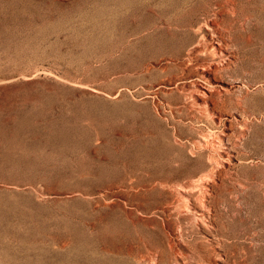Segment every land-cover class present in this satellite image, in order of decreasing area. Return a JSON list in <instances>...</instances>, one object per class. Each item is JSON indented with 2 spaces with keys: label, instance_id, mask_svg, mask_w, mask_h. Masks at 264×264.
<instances>
[{
  "label": "rangeland",
  "instance_id": "1",
  "mask_svg": "<svg viewBox=\"0 0 264 264\" xmlns=\"http://www.w3.org/2000/svg\"><path fill=\"white\" fill-rule=\"evenodd\" d=\"M0 264H264V0H0Z\"/></svg>",
  "mask_w": 264,
  "mask_h": 264
},
{
  "label": "bare ground",
  "instance_id": "2",
  "mask_svg": "<svg viewBox=\"0 0 264 264\" xmlns=\"http://www.w3.org/2000/svg\"><path fill=\"white\" fill-rule=\"evenodd\" d=\"M223 11V10H222ZM213 21V20H212ZM202 24V23H201ZM200 24V25H201ZM206 26L205 27H208V26H211V23H206L205 24ZM200 28H202V27H200ZM214 28V27H213ZM212 29V28H211ZM217 29V28H216ZM198 31H199V28H198ZM201 32V31H200ZM211 32H213V31H211ZM201 35V34H200ZM210 35V34H209ZM216 36V35H215ZM203 37V36H202ZM213 39V38H212ZM205 40V39H204ZM202 41H203V39H202ZM205 42V41H204ZM221 42V41H220ZM200 43V42H199ZM219 43V42H218ZM201 44V43H200ZM206 44V43H205ZM202 45H204V43L202 44ZM212 46H214V45H212ZM195 47V46H194ZM192 48V47H191ZM205 49H206V46H205ZM214 49V48H213ZM212 49V50H213ZM198 51V50H197ZM203 52V51H202ZM189 54V53H188ZM192 55V54H191ZM190 55V56H191ZM195 55V54H194ZM189 56V55H188ZM192 61V60H191ZM201 64V63H200ZM202 66V65H201ZM209 66V65H208ZM217 68V67H216ZM203 69H205V70H207L208 69V67L205 65V66H203ZM214 69H215V67H214ZM218 70V69H217ZM201 92L203 93V94H207L205 91H203V90H201ZM206 96V95H205ZM209 98H211V96H209ZM214 100V99H213ZM205 101V100H204ZM205 103H207V101H205ZM218 105V104H217ZM205 142V141H204ZM200 143H201V141H200ZM213 146V145H212ZM230 157V156H229ZM211 161V160H210ZM213 161V160H212ZM211 161V162H212ZM216 162V161H215ZM214 162V163H215ZM206 177V176H205ZM205 177H200V178H198L197 180H192V181H190V184L189 185H187L186 186V188H190L191 187V189H193V188H200L198 191H200L199 193H201V195L203 196V197H207V195H208V193H207V191H206V189H204V191L201 189V188H205L206 186H205ZM207 179V178H206ZM183 190H185V188H183ZM194 190V189H193ZM186 191V198L189 200V199H192V198H194V196H193V194L192 193H190V191H189V189H186L185 190ZM185 191H183V192H185ZM196 199V198H195ZM198 200H200V199H198ZM195 207L194 208H197L198 206H196L195 204H193Z\"/></svg>",
  "mask_w": 264,
  "mask_h": 264
}]
</instances>
